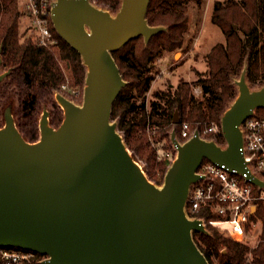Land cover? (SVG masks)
<instances>
[{"label": "water", "instance_id": "1", "mask_svg": "<svg viewBox=\"0 0 264 264\" xmlns=\"http://www.w3.org/2000/svg\"><path fill=\"white\" fill-rule=\"evenodd\" d=\"M112 17L86 0H57L50 21L57 36L78 52L87 68L82 104L63 96V120L39 123L40 138L26 143L9 110L0 128V248H22L48 257L45 264H208L193 232L208 234L183 205L202 161L245 175L239 126L264 109V87L250 91L243 72L238 96L224 111L220 129L225 148L195 133L179 144L158 188L146 179L110 122L112 105L126 85L112 53L163 30L150 27L149 0H121ZM1 62V59H0ZM7 73L0 74V81ZM174 112L172 125L178 124Z\"/></svg>", "mask_w": 264, "mask_h": 264}, {"label": "trees", "instance_id": "2", "mask_svg": "<svg viewBox=\"0 0 264 264\" xmlns=\"http://www.w3.org/2000/svg\"><path fill=\"white\" fill-rule=\"evenodd\" d=\"M16 1L0 0V70L1 74L7 73L0 81V128L5 125V111L9 110L23 140L33 143L39 139L41 111L47 109L50 126L56 129L64 117L54 94L59 93L67 81L71 88H84L87 68L78 52L57 36L51 23L49 30L56 40L54 50L19 35L20 12ZM96 2L116 12L121 5L120 0ZM186 2L149 0L145 14L147 24L160 26L163 30L151 37L143 48L139 44L140 36L112 53L126 85L112 105L110 118H118L116 130L132 159L135 161L136 155L144 157L145 173L150 181L154 180L156 170L163 176L170 163L166 160L156 162L144 130L155 128L158 133L162 132L161 127L170 126L178 137V124L172 125L176 111L178 123L187 122L192 129L201 131L215 124L219 131L210 140L225 148L220 119L236 99L230 76L245 67L244 77L249 90L264 87V0H226L215 3L212 9L211 21L224 33L225 41L213 46L206 55L207 71L203 75L197 73L194 83L179 84L173 93H152L146 104L144 97L153 80L150 63L164 53L179 49L184 42L188 21L184 10ZM192 84L199 87L200 99L191 94ZM168 144L173 151L169 139ZM256 214L261 219L262 229L254 246L223 239L211 226L207 228L209 234L193 232L192 240L208 264H264V203L258 205ZM189 216L204 217L206 221L217 219L209 210H199Z\"/></svg>", "mask_w": 264, "mask_h": 264}, {"label": "built area", "instance_id": "3", "mask_svg": "<svg viewBox=\"0 0 264 264\" xmlns=\"http://www.w3.org/2000/svg\"><path fill=\"white\" fill-rule=\"evenodd\" d=\"M86 1L98 8L96 0ZM56 2L57 0H26V16L31 23V31L41 46L56 45V40L49 30L50 23L52 24L51 10ZM178 128V137L175 135V138L179 144L189 141L195 133L204 140L200 131L197 128L191 129L187 122L178 123ZM239 129L243 161L250 174L264 185V117L253 114L239 126ZM203 130V135H215L219 131L215 124H210ZM151 131L153 134L156 132L155 128ZM170 146L173 151L163 150L159 140L152 143L157 161L166 160L170 163L169 167L176 156V149L171 142ZM195 174L199 179L188 188L183 205L185 216L190 220L200 221L208 234L207 228L211 226L223 239L240 244L246 243L249 234L253 233L257 226L262 227L261 219L256 213L258 205L264 203V186L254 185L246 180L245 175H239L225 165L218 166L209 161H202ZM199 210H209L217 219L206 221L204 217L190 218L189 214ZM225 225L229 228L223 229ZM46 261L48 257L34 251L18 247L0 248V264H45Z\"/></svg>", "mask_w": 264, "mask_h": 264}, {"label": "rangeland", "instance_id": "4", "mask_svg": "<svg viewBox=\"0 0 264 264\" xmlns=\"http://www.w3.org/2000/svg\"><path fill=\"white\" fill-rule=\"evenodd\" d=\"M226 0H187L184 4L185 6V15L188 17L187 21V31L184 37V42L179 49H175L172 53H164L162 57L156 58L150 63L152 68L150 76H152L153 80L151 81V86L149 91L145 94L144 99H146V104L151 100V94L157 91H170L173 93L181 83H194L197 78V73L203 75L207 71V65L205 63L206 55L211 51V48L215 45L220 43H224L225 35L219 28H217L211 21L212 9L215 3L217 2H225ZM239 1V0H237ZM121 2V0H120ZM26 0H17L16 5L18 6L20 17L18 19V33L19 35L23 36L24 38H32L36 41L34 33L31 31L30 28V21L26 16ZM97 3V2H96ZM97 7L104 12H108L112 17H114L117 12L114 11L109 6H102L97 3ZM121 7V5H120ZM119 11V10H118ZM148 43V42H147ZM144 42L143 37L140 38L139 44H141L142 48L145 47L147 44ZM52 48V47H51ZM139 49V46H138ZM54 50V48H52ZM121 56L124 55V50L120 53ZM113 57V56H112ZM63 65V63H61ZM0 70V74H1ZM245 72V67L241 70H238L236 74H232L230 76V80L232 81L233 87L236 91V98L238 96V86L237 82L241 74ZM65 87L58 93L54 94V100L56 101L57 96H63L66 100L70 101L71 104L74 106L81 105L83 100V89L84 88H71L68 85V81L65 83ZM261 89V88H260ZM259 90V89H258ZM191 94L194 98L200 99L201 92L198 86L193 85L191 86ZM59 107L62 110V115L64 112V107L61 103L56 101ZM232 104L229 105V107ZM228 107V108H229ZM44 111H47L46 108L41 111L39 115V123L41 121V116ZM254 115L264 117V109H255ZM179 118V117H178ZM221 121V119H220ZM111 124L115 127L118 123V118L115 120H111ZM47 126L55 129V127L50 126V117L47 113ZM192 129V128H191ZM195 129V128H193ZM162 132L157 133V131L153 134L152 131L148 129L145 131V138L149 145V147L154 151L155 159L157 157L154 147H152L153 141H161L163 150H170L168 139L170 140L171 134L174 133L176 130H173L170 126H163L161 127ZM173 130V131H172ZM117 131V130H116ZM203 131L201 130V137L204 140H210L213 138L211 134L203 135ZM118 132V131H117ZM120 134V133H119ZM162 135H166V139H163ZM176 135V134H175ZM40 138V134H39ZM39 140V139H38ZM212 141V140H210ZM223 149V148H222ZM129 151V150H128ZM130 153V151H129ZM136 164H138L139 168L145 175V160L144 157H140V155L135 156ZM156 162L157 161L156 159ZM168 170V169H167ZM165 171V173L167 172ZM160 175L158 170L154 173V180L150 181L156 187H160L164 181V175ZM148 180V179H147ZM223 229H228L229 226L225 225L222 227ZM262 227L257 226L256 230L249 234V238L246 243L249 246H254L258 243L259 235L261 233Z\"/></svg>", "mask_w": 264, "mask_h": 264}]
</instances>
